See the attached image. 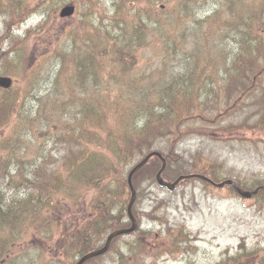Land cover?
<instances>
[{
  "label": "trees",
  "instance_id": "obj_1",
  "mask_svg": "<svg viewBox=\"0 0 264 264\" xmlns=\"http://www.w3.org/2000/svg\"><path fill=\"white\" fill-rule=\"evenodd\" d=\"M53 1L0 0V17L5 28L0 33V42L9 39L13 42L12 50L1 51L0 58L8 64L13 59L11 53L20 52L18 61L21 68L24 66L21 76L24 88L27 81L32 86L34 71L52 60L49 68H56L57 75L51 86L61 84L68 91L65 103L59 101L54 106L55 112L52 110L55 119H48L49 128L45 132L54 139L47 150L41 145L44 153L31 167L24 165L29 157L27 147L21 143L18 131H14L16 122L10 120L22 101L18 102L11 94L12 88L5 97L0 96V264H14L9 260L10 250L21 245V241H29L25 237L28 234L40 246L35 251L37 248L47 251L50 257L46 262L41 254L28 264L39 261L40 264H73L77 256L100 247L110 231L130 224L125 212L130 192L126 199H121V190L113 189L115 184L128 188L126 178L117 176L120 165L135 164L154 150L166 158L162 175L168 181L183 174L208 176L214 166L204 163L199 153L184 162V167L174 169L173 163L182 162L174 147L192 136L216 140L223 128L220 119L245 102L255 100V108L264 109V0H255L251 23L241 21L239 27L234 25L236 21L232 24V28L238 29L244 25L242 29L250 35L230 41L220 39L217 43L210 37L219 36L224 22L230 16L242 14L240 6L247 9L253 0L228 6L224 18L222 12H215L196 20L197 26L190 33L185 24L190 17L198 16L197 10L201 2L204 7V0H177V13L171 16L168 11L167 17H163L164 10L160 8L159 13L156 9L157 2L162 0H113L111 14L108 9H102L105 21L96 24L86 17L78 22L70 31L73 38L67 49L57 48L56 42L48 39L32 52L27 49L29 38L39 36L42 41L43 33L28 29L20 37L12 31L36 13L45 17L42 7L53 5ZM86 1L92 8L94 3L101 9V0ZM125 20L130 30L120 22ZM212 24H216L214 31L210 27L211 33L205 35L203 32ZM77 28L80 36L76 34ZM75 37L84 43L78 54ZM233 41L238 44L237 49L224 47V43ZM153 43L160 48V54ZM148 49H154L152 54L156 58L147 55V64L159 58L155 70L141 67ZM206 52L216 54L200 57ZM69 70L72 75L67 74ZM8 72L3 71V75L15 77L17 82L18 77ZM100 80L114 81L107 85ZM2 92L8 90L0 88V95ZM255 124L264 130V111ZM160 166V160L152 157L134 174V187L145 174L155 178ZM183 182L207 184L199 179L180 184ZM86 192L91 196L88 202H84ZM262 193L259 191L256 196ZM77 205L82 210L87 206L92 210L80 222L68 219ZM133 212L139 228L129 237L138 235V231L140 238L147 235L140 228L146 217L152 223H167L166 234L159 237L165 252L178 250V240L181 243L190 240L182 227L174 226L166 218L159 219L162 211L158 209L152 208L146 212L147 216H141L140 209L134 206ZM54 231L59 233V238L52 242ZM124 238H115L106 254L85 264H101L111 251L122 260L137 256L135 253L125 256L121 251L117 244ZM234 254L220 264H264V247L249 250L242 245Z\"/></svg>",
  "mask_w": 264,
  "mask_h": 264
},
{
  "label": "rangeland",
  "instance_id": "obj_2",
  "mask_svg": "<svg viewBox=\"0 0 264 264\" xmlns=\"http://www.w3.org/2000/svg\"><path fill=\"white\" fill-rule=\"evenodd\" d=\"M215 2V9H207L206 3L202 8L201 2L197 10L198 16L190 17L185 24L189 33L197 26L196 20L207 18L214 14L216 10L222 8V0H215ZM87 3L86 0H69L68 2L54 0L53 5L42 7L45 10L43 12L45 13V17L36 13L23 22L18 30L12 32L14 35L24 37L26 34L25 30L31 29L34 32L40 30L39 32L43 33L41 34L42 41H40L39 36L37 38L30 37L28 40V44L30 45L27 46V49L32 52L37 51L42 46V42L44 40L48 41V39H51L52 42L55 41L57 48L67 49L72 44L73 36L70 34V31L75 29L79 21H84L87 17L90 22L97 24L99 21H105V13L102 9H108V13H112L113 0H101V9L97 8L94 3L93 8L90 5L91 3L89 5ZM66 4H73L76 9L75 13L70 18H60L58 15L59 11ZM210 7L212 8L213 6L209 4ZM127 8H130V5L125 7V10ZM160 8L164 10L163 17H167V13L169 12L173 16L178 10L177 0L159 1L156 4V9L159 13ZM247 9L249 13H252L253 9L255 11V6L248 7ZM222 13V18L228 15L227 11H223ZM248 16V13L230 16L228 22H224L225 25L219 29L217 33L219 36L215 34L210 39H214V43H217L220 39H228L229 41L232 38L233 40L238 39L239 35L233 31L232 24L236 21L234 25L238 26L241 21H246ZM2 20L3 18L0 17V33L5 29ZM120 22L124 24L126 29L130 30V24L126 20L125 22ZM215 26L216 24L208 26L203 33L209 35L211 33L209 28L212 27V31H214ZM243 27L244 25L240 27V36L242 38L245 36L244 31H247L243 30ZM76 34L80 36L78 28L76 29ZM5 36L6 34L3 35V38ZM18 42H15L16 47H20L17 44ZM11 44H13L12 39L0 42V53L3 50L8 51L7 48L12 50L13 45L11 46ZM74 44L78 48L75 53L78 54L79 51H82L84 43H82L81 39L75 37ZM232 45L234 49L238 48V44L234 41ZM154 47L156 49L159 48L153 43ZM151 49L145 52L141 66L142 69L153 68L155 70L156 68L159 58L147 64V55L155 57L152 54L154 49L153 51ZM157 51L160 54V48ZM11 54L13 59L8 64L0 58V75H3V71H9L18 77L17 82L15 81L12 87L13 91L11 94L15 96L18 102L22 101V103L20 109L15 108V116L10 120L13 123L16 122V130L14 131H18V135L22 137L21 143L27 147L26 154L29 157L25 158L24 165L31 167L33 161L37 160L44 153L40 148L41 145L46 147L47 150L51 144L50 140L54 139L52 135H47V132H45L49 128L48 119L51 117L55 119V113L53 116L51 115L52 110L55 112L54 106H58L59 101L65 103L63 100H66L68 91L66 88L62 89L61 84L56 85L55 88L51 86L57 75L56 68H49L52 60L43 67L36 69L31 76L33 78L32 86L29 87L27 81V86L24 88L21 77L24 72V66L21 68L18 61L21 54L20 52H13ZM67 74L72 75V70H69ZM12 78L14 79L15 77ZM113 81L100 80V83L104 82V84L108 85V82L113 84ZM10 91L11 89L8 90V93L2 92L0 96L5 97ZM100 95L103 94L100 93ZM233 100L234 98L232 97ZM263 111L264 109L255 108V100L251 103L245 102L243 106H237L227 114L225 119H220L223 122V128L216 140L206 139L203 136H192L177 144L174 150L180 155L179 160L182 162L178 164L173 163L172 167L174 169L184 167V162H189L191 159L197 157L199 153L204 163L214 166V171H210L212 175L208 174L214 180L223 181L226 178L235 180L236 183L239 182L240 184L238 185L237 183V185L246 191H253L255 186L263 185L264 145L262 143L255 145L256 141L264 142V130L255 124L256 118ZM66 120H69V118H66ZM240 124L248 125L251 128L248 126L241 127L239 126ZM223 129L226 131H223ZM3 132L6 135V131ZM44 133L46 135L43 137L42 134ZM13 134L15 135V133ZM134 165V163L132 165H120V171L117 173L119 179L124 176L127 181L128 173ZM145 176L140 181L136 180L137 186L135 187L137 195L134 206L140 209L141 216H147L146 212L152 208L158 209L162 211L161 218L159 219L166 218L171 223H175L174 226L179 225V227H182L190 236V240L182 243L178 240L176 242L178 250L165 252V247L161 244L159 237L162 234H166L167 223H152L146 217H143L141 229H145L148 232L147 235L140 238V232L138 231V235L125 236L117 244L125 256L133 255L134 253L137 256H132L128 260H122L114 251H111L110 255L101 264H220L227 260V257L234 254L239 249V246L245 245L249 250L255 249L256 246L264 247L263 193L260 196L252 195L249 198H244L231 191L228 186L217 188L201 182H183L179 187L168 192L166 188H162L156 184L155 178L148 174H145ZM133 183L134 181H132V185H136V183ZM113 189L121 190L123 197L121 196L120 198L126 199L129 191L128 188L126 190L124 186L121 187L115 184L113 185ZM90 197V192H86L84 202H88ZM73 212L74 214H71V217L68 219L80 222L92 210L89 206L82 210L77 205ZM28 235L25 237L31 236V234ZM31 237L34 239L33 236ZM58 238L59 233L54 231L51 234L50 241L55 242ZM21 243V245L10 250L9 260L14 261V264H28L41 254L46 262L50 260L47 251L46 253L42 252L39 248L35 251V247L39 246L35 242H32V248H34L30 251L24 241H21ZM37 264H40V261Z\"/></svg>",
  "mask_w": 264,
  "mask_h": 264
},
{
  "label": "water",
  "instance_id": "obj_3",
  "mask_svg": "<svg viewBox=\"0 0 264 264\" xmlns=\"http://www.w3.org/2000/svg\"><path fill=\"white\" fill-rule=\"evenodd\" d=\"M74 13V6L73 5H66L64 7L61 8L59 15L60 17H70L72 14ZM12 84V80L9 77H3L0 76V87L2 88H9ZM156 156L161 160V168L159 169V171L156 174V182L160 187H165L168 190H173L175 188V186L183 179H190V178H198V179H202L205 180L206 182L210 183L211 185L215 186V187H223L225 185H230L231 187L234 188V190L242 197L244 198H249L251 197L253 194H255L257 192V190L255 191H245L240 189L232 180H224L222 182L219 183H215L212 180H210L209 178L203 176V175H199V174H193V175H187V176H180L178 179H176L173 183L170 182H166L163 178H162V172L164 171L165 167H166V161L165 159L161 156L160 153L158 152H151L149 154H147L137 165H135L131 171L128 174V186L131 192V197H130V201L127 205V215L129 220L131 221V226L128 228H122V229H117L112 231L106 238L104 245L96 250H93L89 253H86L85 255L81 256L79 258V260L75 263V264H84L86 261L90 260L91 258L100 256L105 254L108 249L110 248L111 242L114 238H116L117 236L120 235H126L129 234L131 232H133L137 226V220L135 219L133 213H132V206L133 203L136 199V192L135 189L132 185V176L134 175V173H136L140 168H142L147 162L148 160L153 157Z\"/></svg>",
  "mask_w": 264,
  "mask_h": 264
},
{
  "label": "bare ground",
  "instance_id": "obj_4",
  "mask_svg": "<svg viewBox=\"0 0 264 264\" xmlns=\"http://www.w3.org/2000/svg\"><path fill=\"white\" fill-rule=\"evenodd\" d=\"M205 2L204 3H206L207 4V9H215L214 7H215V5H216V2H215V0H204ZM223 1V3H222V8L221 9H219V10H216V12H223L226 8H228V6H230V5H234V4H239L240 5V3H244L245 1L244 0H222ZM253 4H248L250 7H254V5H255V0H253ZM209 4H211L213 7L211 8H209ZM241 7V10L243 11V13H248L249 14V16H248V18H247V21L246 22H248V23H251V21H252V18H253V11H252V13H249L248 12V9H246L245 7H242V6H240ZM237 27H239V26H237ZM237 27H235V26H233V31H235L239 36H240V32H241V30L240 29H238ZM247 32L246 31H244V34H245V36H247V34H246ZM250 35V34H249ZM232 43L231 42H227V43H224V47L225 48H227V49H233L232 48ZM214 53L216 54V52H206V53H202V54H200V57H203V56H213L214 55Z\"/></svg>",
  "mask_w": 264,
  "mask_h": 264
}]
</instances>
